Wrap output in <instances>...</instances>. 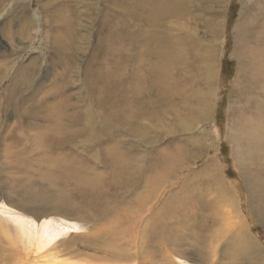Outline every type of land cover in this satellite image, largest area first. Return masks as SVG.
<instances>
[{
	"label": "rangeland",
	"instance_id": "1",
	"mask_svg": "<svg viewBox=\"0 0 264 264\" xmlns=\"http://www.w3.org/2000/svg\"><path fill=\"white\" fill-rule=\"evenodd\" d=\"M21 1L25 4L33 3L34 7L37 4L36 0ZM247 1L250 0H230L228 15H225V28L222 30V41H217L211 46L209 41L213 33H210V26L201 23L202 26L197 27L200 37L208 41V43L202 42V52L207 47H213L216 57L213 85L215 99L210 109L212 110L211 119L208 122L207 116L205 120L206 106L202 110L199 108V103L205 104V93L208 91L204 86L203 78L205 63L200 60L201 53H196L190 48L184 58V62L187 61L184 66L188 63V69L191 71L182 84L181 91H185L183 96L175 98L171 104H154V109L149 111V116L146 115L135 122L128 121V125L125 126H122L124 123L119 124L113 121L118 120L117 116L109 117V114L105 113L109 120H106L101 130L98 129L101 137L96 145L89 149H82L83 140L74 144L76 150L73 149L70 160L78 159L86 165L85 176L91 181L94 180L92 182L97 184V189L89 188L87 184L74 186L71 180L62 182V179L58 177L61 175H57L60 181L53 180L55 178H52L49 172L40 168L35 162L41 161L39 165L46 167L44 164L46 156H43L44 147L33 142L32 136L41 131L38 130L40 127L44 128L48 125L43 119L47 115L46 108H50L60 100L61 91L58 99L56 95L41 102H38V99L47 92L50 84L54 85L55 75L57 72L60 73L61 69L54 68L55 60L51 58L50 73L44 74L43 78H40L39 74L33 77L31 84H36V91H32L31 88L20 91L19 93L24 96L20 95V98L15 100L18 102L17 106L5 107L1 113L0 227L6 230L7 226V231L9 230L8 233L11 234L14 231L11 230L13 226L8 225H12L11 218L14 214H23L35 221L43 218L54 219L55 223L61 226H65L66 222L62 219L66 218L79 223L81 229L70 235L66 240L67 244L58 250L48 248L38 254L24 251L26 253L24 259L25 253L22 247L14 245L11 238L3 233L4 229L0 228V264H63L62 262L95 264V258L111 261L112 251L117 253L119 264H181L172 255L169 259L162 257L157 250L145 252L137 257L136 250L129 244L131 239L128 235L118 239L113 248L101 249L100 246L103 243H114V229H117L118 221L134 214L138 208L136 205L146 198L150 185L157 181L155 180L158 178L156 172L159 163L163 161L167 164L164 168H167L169 172L168 180H172L184 165H191L183 170L172 183L170 181L171 185H167L168 189L164 193V202L155 205V208L160 206L161 213L169 212L167 210L171 208L165 202L174 192L179 193V198L176 199L178 202L175 201L176 206L181 205V209H189L185 216L177 214L178 216L169 219L166 226L171 234V244L176 239L173 247L177 244V247L175 246L177 255L190 264H264V30L262 28L264 19L247 23L256 13L248 9L244 17V4ZM259 1L264 4V0ZM10 9V6L6 7V12L0 16V22ZM210 17L205 18L210 19ZM241 20L247 25L245 23L246 26L237 29ZM50 41L53 42L52 39ZM92 41L94 42L95 38ZM7 42L9 43L8 40ZM51 45L40 39L34 42V46L42 49ZM237 47L240 54L234 57ZM5 50L7 55L10 54L9 48L5 47ZM246 51H251L250 60L255 62L253 69H249L248 75H246V67L243 69L244 65H242V62L246 64L248 61L245 55L250 56L248 53L245 54ZM1 52L3 50L0 46ZM90 54L91 52H88L85 66L91 60ZM29 58L30 56L26 55L22 62L26 64ZM4 60H10V58L5 57ZM256 65H258L257 68ZM12 79L13 75H9L0 84V94L6 93L4 89ZM75 80L76 77L73 76L71 81ZM244 87L251 92V99L247 98V101H242L240 97L241 89ZM77 91L78 88H71L66 94L71 95ZM35 94L36 99H34ZM70 100V104L76 107H70L68 113H76L79 116L81 107L85 103L79 102L75 96ZM258 100L262 106L260 111L257 106ZM38 104L46 108L37 109ZM22 114L25 115V119L21 116ZM33 122L36 125L32 124ZM110 122L113 125L109 124ZM63 123H65L61 127L63 130H79L80 128L70 127L66 120H62L60 125ZM81 123L85 128L81 138L88 137L90 128L83 120ZM6 124L9 125L5 127ZM17 124L21 126L20 133L14 129ZM210 127L214 128L218 140L213 139L212 133L209 137L202 136L205 129ZM112 134L114 137H111ZM14 136L17 138L14 139ZM28 143L30 148L27 147ZM35 144L37 147L34 146ZM176 148H181L182 155L172 166L169 159ZM243 148H247V151ZM115 149L118 156L113 158L112 152ZM239 149H243L241 156H237ZM78 150L83 151L85 155L80 154ZM21 152L23 153L20 154ZM61 153L67 154L65 150ZM197 155L201 158L192 165L191 162L194 157H198ZM24 158H27L28 163L21 162ZM69 158L64 156L62 160L69 161ZM214 158L218 159V164L222 166L220 171L226 181L234 187L239 198L243 221L246 222L247 227L245 230L252 236L250 239L241 240L238 228L231 224L234 215L227 212L228 209L224 207L225 200L219 196V187L214 182L206 180L203 174ZM191 171L195 172V175L191 176ZM215 173L220 172L215 171ZM134 202L135 204H132ZM73 205H76L75 209H72ZM162 206L168 207L166 211ZM165 214L170 217L169 214ZM20 252L22 255H18ZM9 254H11L10 260L5 261V257ZM11 256L17 258L11 259Z\"/></svg>",
	"mask_w": 264,
	"mask_h": 264
},
{
	"label": "bare ground",
	"instance_id": "2",
	"mask_svg": "<svg viewBox=\"0 0 264 264\" xmlns=\"http://www.w3.org/2000/svg\"><path fill=\"white\" fill-rule=\"evenodd\" d=\"M42 2V0H36L37 4L34 7L33 3L25 4L21 0H0V16L6 12L7 6L11 8L0 22V46L3 50L0 53V84L9 75H13L12 81L4 89L6 93L0 94V122L4 108L17 106L18 102L15 100L20 98V95L24 96L19 93L20 91H24L26 88L36 91V84H31L33 77L39 74L40 78H43L44 74H49L51 70L49 60L54 59V64L52 62L54 68L61 69V72H57L56 75L54 73V85L51 86L50 84L47 92L37 99L38 102H41L54 95L58 99L61 91L60 100L50 108L37 105V109L44 110L46 108L47 115L43 119L48 125L44 128L40 127L38 130L41 131L36 133L37 135L34 137L32 136L33 142L44 147L43 156H46L44 163L46 167L39 165L41 161L35 162L40 168L49 172L52 178H55L53 180L61 178L62 182L71 180L70 182L77 187L81 184H87L89 188H96L97 184L92 182L94 180L91 181L85 176L86 165L78 159L70 160L69 157L76 150L74 144L83 140L82 149L94 147L101 137L98 129L106 123V120H109L105 113L109 114V117L117 116L118 120L113 121L119 124L124 123L122 126H125L128 125V121L135 122L146 115L149 116V111L154 109V104H171L175 98L183 96L185 91H181L183 89L182 84L191 71L188 69V63L184 66L187 62H184V58L190 48L196 53H201L200 60L205 63L203 78L204 86L208 91L205 93V104L199 103V108L202 110L206 106L204 109L206 112L205 120L206 116L207 122L211 119L212 110L210 109H212L215 99L213 91L216 71L215 50L213 47H207L202 52V42L208 43V41L204 37H200L197 27L202 26L203 23L210 26V33H213L209 41L211 46L217 41H222V30L225 28L224 21L228 15L230 0H48ZM244 5V17L248 9L257 13L247 21L248 24L254 23L258 19H264V4L261 1L250 0ZM206 16L211 17L206 19ZM245 23V21H239L237 29L244 26ZM262 28L264 30V26ZM93 38H95L94 42L92 41ZM39 39L52 45L43 49L34 46V42ZM51 39L53 42L50 41ZM5 47L9 48L10 54H6ZM237 50L238 47L234 57L240 54V50ZM4 52L5 57H9L10 60H4ZM88 52H91V60L85 66ZM250 52L246 51L245 54L250 55ZM26 55H29L30 58L25 64L22 59ZM245 57L248 60L247 63L241 62L244 65L243 69L246 67L245 71L248 75L249 69H253L255 62L250 60L251 55H245ZM195 68L197 69V67ZM73 76L76 77L75 81H71ZM71 88H78V91L71 95L66 94ZM241 92L242 101H247V98L251 99V92L246 87L242 88ZM74 96L79 102H84L87 106L86 109V106L82 105L79 116L76 113H68L70 107H76V105L70 104V99ZM35 97L36 94L34 99H36ZM21 101L22 98L19 105ZM257 104L258 108H262L259 100ZM21 116L24 117L25 115L22 114ZM62 120H66L70 127H80L79 130H63L61 127L65 123L60 125ZM82 120L90 128L88 137L81 138L85 131L81 123ZM32 124L36 125L35 122ZM8 125L6 124L5 127ZM20 128L19 124L14 127L17 133H20ZM205 130L202 136L209 137L212 133L213 139L218 140L213 127ZM239 137H243V135H239ZM15 138L17 137L14 136ZM28 145L27 147L30 148ZM34 146L37 147V144ZM243 149L247 151V148ZM243 149H239L237 156L243 154ZM64 150L67 154L61 153V151L64 153ZM28 151L30 155V149ZM78 152L85 155L83 151L78 150ZM112 153L113 158L118 156L116 149ZM181 155V148H176L169 159L172 166L179 161ZM64 156H68L69 161H63L62 157ZM200 158V155L194 157L191 162L192 165L196 164ZM25 161L28 163L27 158L21 162L25 163ZM121 163L124 164L122 161ZM165 166H167L166 162L159 163L156 172L158 178H154L157 181L151 182L146 198H143V201L140 200L141 202L138 201L140 203L136 205L138 208L134 214L118 221L117 229H114V243L100 244L101 249L113 248L118 239L128 235L131 239L129 244L131 248L136 250L137 257L145 252L157 250L164 258L169 259L172 255L181 264H190L177 255L178 252L175 250L177 244L173 247L176 239L171 244V234L166 228L169 219L178 216L177 214L185 216L184 214H187L189 209H181V205L176 206L175 201L178 202L176 199L179 198V193L174 192L167 197L165 202L171 208L167 210L169 212L161 213L160 206L155 208V205L164 202V193L168 189L166 188L167 185H171L170 181L172 183L183 170L191 167V165H184L175 177L171 178L172 180L167 179L169 172L167 168H164ZM221 169L222 166L218 164V159L214 158L206 171H202H204L206 180L214 182L219 187V196L225 200L224 207L228 209L227 212L234 215L231 224L238 228L241 240L250 239L252 236L245 230L247 227L246 222L243 221L239 198L231 183L226 181L220 171ZM215 171L220 173L217 174ZM57 175H61V177L58 176L57 179ZM190 175H195V172L191 171ZM84 189L86 190V188ZM149 193L150 197H148ZM75 206L73 205L72 209H75ZM163 207H165L164 211L168 208ZM165 213L169 214L170 217H167ZM22 215L14 214V217L12 216V225L8 224L13 226L11 230L14 231L11 234L8 233L9 230L7 231L6 225V227L4 226L6 230L3 227L0 228L4 229L3 233L11 238L14 245L22 247L23 252L38 254L48 248L58 250L67 244L66 240L69 239L70 235L81 229L79 223L69 221L66 218H61L62 221L66 222L65 226H61L55 223L56 220L54 219L43 218L35 221ZM34 227L35 229H33ZM127 227L129 228L127 229ZM10 255L5 257V261L10 260ZM18 255H22V253L20 252ZM12 256L11 259L17 258H12ZM25 256L26 253L24 259ZM110 260L107 262L105 259L95 258V264L96 262L97 264L120 263L119 257L114 251L110 253Z\"/></svg>",
	"mask_w": 264,
	"mask_h": 264
}]
</instances>
